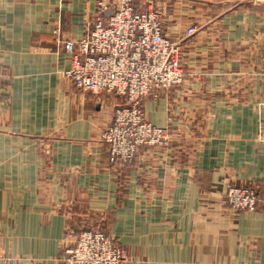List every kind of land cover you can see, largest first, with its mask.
I'll use <instances>...</instances> for the list:
<instances>
[{"label":"crops","instance_id":"0c3cea01","mask_svg":"<svg viewBox=\"0 0 264 264\" xmlns=\"http://www.w3.org/2000/svg\"><path fill=\"white\" fill-rule=\"evenodd\" d=\"M117 1L0 0V264H68L63 249L91 225L125 264H264V196L254 211L221 201L232 184L264 189V2L194 1L188 23L164 14L184 80L143 109L170 144L122 164L100 138L116 98L76 87L63 48Z\"/></svg>","mask_w":264,"mask_h":264},{"label":"built area","instance_id":"2783aa9c","mask_svg":"<svg viewBox=\"0 0 264 264\" xmlns=\"http://www.w3.org/2000/svg\"><path fill=\"white\" fill-rule=\"evenodd\" d=\"M197 29L189 26L186 32L192 35ZM179 48L164 33L160 11L139 8L134 0H118L113 8L99 2L87 33L64 41L71 56L65 76L85 92L116 98L112 121L100 133L111 161L131 163L143 145L169 146L168 129L147 119L143 100L161 97L183 81ZM252 187H228L221 201L234 212L254 211L259 197ZM61 259L68 264H125L128 253L101 226L91 225L63 249Z\"/></svg>","mask_w":264,"mask_h":264},{"label":"rangeland","instance_id":"374dc122","mask_svg":"<svg viewBox=\"0 0 264 264\" xmlns=\"http://www.w3.org/2000/svg\"><path fill=\"white\" fill-rule=\"evenodd\" d=\"M139 1L143 4V6H144L143 8H145V7H152V8H155V9H157V10L160 11L161 16H162L163 27H164V22H165L164 21V14L165 15L173 14V17L181 18L180 20L183 23H188L189 22L188 21L189 20V16H188V11L186 9L187 6H189L190 3H195L194 1L202 2L204 0H161V2H158L157 4H156L155 0H139ZM207 1H209V2H216V1H225V0H207ZM227 1L232 2L234 5L235 4H238V3L247 4L246 2H250V4L251 3L258 4L260 2H264V0H227ZM179 6L182 7L181 10H177V8ZM93 14L95 16V12ZM93 14H92V16H93ZM198 14H201V15L198 16ZM198 14H197V16H198L197 17V16L194 15V13H192L191 19H197L199 21L201 19H203V17H202L203 16V13L202 12H198ZM92 16L89 19L90 20L89 24L85 26V28H86L85 31L92 25V20H91L92 19ZM166 18H167V16H166ZM166 18H165V20H166ZM193 25L194 26H197L198 24L197 23H190V24H188L186 26L185 29H187L189 26H193ZM58 34H59V32H58ZM194 34L188 35L187 32H186V30H185L184 33H183V36H184V38H189V37H192ZM70 37L71 36H69V38H67V39H72ZM72 40H78V39H72ZM173 40L176 41L180 45V48L178 50H179L180 63H181L182 69H183L182 59H181L182 54H183V48H182V44L180 43V42H182V39L181 40L180 39H173ZM63 48H64V42H63ZM183 73H184V69H183ZM183 80H184V77H183ZM175 85H178V84H175ZM83 92H85V91H83ZM231 186H250V187H252V183L249 182V183H246V184H238V185L237 184H232V185H229L228 187H231ZM252 188H254V187H252ZM254 189L257 191V194H258V197L259 198L262 197V196H264V189H262L261 192H259V190L256 189V188H254ZM226 190L224 191V193L226 192Z\"/></svg>","mask_w":264,"mask_h":264}]
</instances>
